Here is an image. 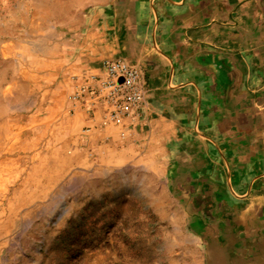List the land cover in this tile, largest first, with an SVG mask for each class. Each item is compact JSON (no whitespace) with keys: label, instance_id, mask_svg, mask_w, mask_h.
Segmentation results:
<instances>
[{"label":"rangeland","instance_id":"1","mask_svg":"<svg viewBox=\"0 0 264 264\" xmlns=\"http://www.w3.org/2000/svg\"><path fill=\"white\" fill-rule=\"evenodd\" d=\"M95 2L0 0V264H211L222 209H195L130 141L146 83L109 117L103 63L121 58Z\"/></svg>","mask_w":264,"mask_h":264},{"label":"crops","instance_id":"2","mask_svg":"<svg viewBox=\"0 0 264 264\" xmlns=\"http://www.w3.org/2000/svg\"><path fill=\"white\" fill-rule=\"evenodd\" d=\"M95 4L112 54L146 83L130 141L151 147L177 193L207 195L195 209H222V233L205 229L211 264H264V0Z\"/></svg>","mask_w":264,"mask_h":264},{"label":"built area","instance_id":"3","mask_svg":"<svg viewBox=\"0 0 264 264\" xmlns=\"http://www.w3.org/2000/svg\"><path fill=\"white\" fill-rule=\"evenodd\" d=\"M103 65L106 78L99 83V88L108 89L107 94L117 98L109 117L115 123H120L123 115H133L140 107L145 94V81L138 66L121 59H107Z\"/></svg>","mask_w":264,"mask_h":264},{"label":"bare ground","instance_id":"4","mask_svg":"<svg viewBox=\"0 0 264 264\" xmlns=\"http://www.w3.org/2000/svg\"><path fill=\"white\" fill-rule=\"evenodd\" d=\"M185 180V179H184ZM204 181L203 182H205V180L206 179H203ZM194 184H197V182H195ZM194 199H198V200H200V202H204L205 201V198L204 197H196V198H194ZM197 200V201H198ZM194 207V206H193ZM209 249H211V247H208ZM205 254V256L208 258V260L210 261L211 260V254H207V253H204Z\"/></svg>","mask_w":264,"mask_h":264}]
</instances>
